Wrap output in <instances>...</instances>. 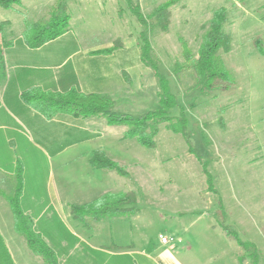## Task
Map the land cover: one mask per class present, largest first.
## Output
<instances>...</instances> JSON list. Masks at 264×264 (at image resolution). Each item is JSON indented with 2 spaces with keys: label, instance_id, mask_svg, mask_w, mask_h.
Wrapping results in <instances>:
<instances>
[{
  "label": "rangeland",
  "instance_id": "rangeland-1",
  "mask_svg": "<svg viewBox=\"0 0 264 264\" xmlns=\"http://www.w3.org/2000/svg\"><path fill=\"white\" fill-rule=\"evenodd\" d=\"M20 1L11 10L0 8V22H11L0 36L21 34L26 21H46L57 0ZM63 1L74 33L97 46L114 44L130 34L138 37L144 27L133 16L130 4L138 7L146 19L151 55L161 62L160 72L177 102L167 116L169 121L158 126L154 149L135 139L118 140L127 128L112 126L113 137L119 141L114 157L128 176L110 170L101 173L110 177L113 193H134L138 212L105 217L99 225H108L112 231L121 228L124 233L116 234L118 242L139 240L151 250L149 256L177 245L176 256L185 263L234 264L238 248L239 255L252 264L253 249L227 240L226 229L241 242L254 245L257 263L264 264V56L255 45L259 39L264 51V0H175L166 34L149 15L169 0ZM219 8L226 10L224 31L232 40L229 53L219 56L232 85L205 94L195 86L187 57L197 58L212 14ZM175 64L182 67L179 78L174 74ZM179 115L186 120L187 137L166 128ZM2 211L0 234L14 264H43L14 231L10 209L3 206ZM90 221L85 218L84 223L92 225ZM159 235L168 240L166 245Z\"/></svg>",
  "mask_w": 264,
  "mask_h": 264
},
{
  "label": "crops",
  "instance_id": "crops-1",
  "mask_svg": "<svg viewBox=\"0 0 264 264\" xmlns=\"http://www.w3.org/2000/svg\"><path fill=\"white\" fill-rule=\"evenodd\" d=\"M75 31L69 24L65 34L37 49L28 48L21 34L0 36V46L10 43L2 47L0 66V218L2 207L9 208L5 195L13 190L19 162L20 207L59 264H188L176 256L177 245L149 256L151 250L139 240L118 242L116 234L124 233L121 228L112 231L108 225H99L101 220L82 225L71 215L72 205L116 194L110 177L101 173L105 169L90 165L94 150L117 161L113 148L119 141L111 130L116 125L101 117L84 119L65 113L46 118L25 104L21 94L32 88L96 94L112 100V113L132 116L153 111L158 103V82L141 60L138 37L130 34L120 47L108 52L112 43L93 45ZM126 130L118 140L132 139L124 137ZM88 144L95 147L88 148ZM233 262L248 264L238 248Z\"/></svg>",
  "mask_w": 264,
  "mask_h": 264
},
{
  "label": "trees",
  "instance_id": "trees-1",
  "mask_svg": "<svg viewBox=\"0 0 264 264\" xmlns=\"http://www.w3.org/2000/svg\"><path fill=\"white\" fill-rule=\"evenodd\" d=\"M174 3L175 0L166 1L155 7L149 15L150 20L163 34L169 32L172 17L171 7L174 6ZM20 4V0H0V8L3 10H11L13 6H19ZM130 10L138 23L144 27L138 36L141 60L152 69L158 82V103L153 111L136 117L128 114L112 113L113 102L107 97L96 94H82L76 91H70L65 94L52 93L39 88L24 91L21 94L22 101L46 118H52L59 113L84 119L101 117L109 125L125 126L127 128L124 133L125 138L135 139L141 146L154 149L156 147L154 138L158 133V126L169 121L167 116L172 109L177 107V102L170 90L168 80L160 72L161 62L151 55V44L145 34V29H147L145 28L147 25H144L146 22L145 17L138 7H132L130 4ZM67 11L66 3L64 4L63 0H57L51 8L50 16L46 21H26L21 33L24 44L30 49H37L65 34L69 29L71 19V15ZM226 19L227 15L224 8L215 10L198 49L197 58L191 60L190 55H187V61H189L188 69L195 74V86H198L202 93L205 94L216 90L225 91L232 85L229 73L219 56V53L227 54L231 49V36L224 31ZM10 24L11 22L9 21L0 22V32ZM9 44L5 42L4 45L0 46V62H2V47H6ZM255 45L258 52L264 56L259 39L256 40ZM120 46L121 40L116 39L108 52ZM183 51L186 54L189 53V49L186 46L183 47ZM181 72L182 67L178 68V64H175L174 74L177 78H179ZM174 120L175 122L166 125V128L175 134L187 137L185 132L186 120L183 116L179 115ZM90 165L97 169L113 171L120 177L128 176L127 171L111 160L102 150L93 151ZM22 182V165L18 163L14 173L13 190L10 194L5 195V200L13 217L14 231L23 238L28 249L40 257L43 264H59L54 251L46 244L40 234L35 231L32 219L24 214L20 207ZM135 203L136 197L133 192L111 193L86 204L72 205L70 212L73 218L80 223H84L85 218L97 222L105 217L136 215L138 211L134 207ZM223 232L241 248L245 250L252 248L251 263L258 264L256 260L258 253L254 245L241 242L235 234L226 229ZM0 264H14L1 234Z\"/></svg>",
  "mask_w": 264,
  "mask_h": 264
},
{
  "label": "built area",
  "instance_id": "built-area-1",
  "mask_svg": "<svg viewBox=\"0 0 264 264\" xmlns=\"http://www.w3.org/2000/svg\"><path fill=\"white\" fill-rule=\"evenodd\" d=\"M159 238H160V240H161V242H162L163 244H165V243L168 242V240H167L165 237H163L162 235H159Z\"/></svg>",
  "mask_w": 264,
  "mask_h": 264
}]
</instances>
